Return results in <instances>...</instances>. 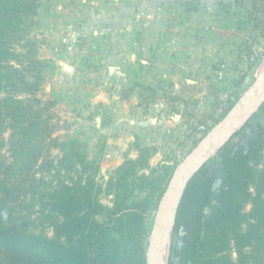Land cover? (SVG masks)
Here are the masks:
<instances>
[{
    "label": "trees",
    "instance_id": "obj_1",
    "mask_svg": "<svg viewBox=\"0 0 264 264\" xmlns=\"http://www.w3.org/2000/svg\"><path fill=\"white\" fill-rule=\"evenodd\" d=\"M41 1L0 0V264H145L146 216L176 162L150 170L155 147L137 143L107 182L112 206L101 202L99 160L55 135V102L39 96L49 65L33 36ZM219 155L184 191L169 264H264V128Z\"/></svg>",
    "mask_w": 264,
    "mask_h": 264
},
{
    "label": "rangeland",
    "instance_id": "obj_2",
    "mask_svg": "<svg viewBox=\"0 0 264 264\" xmlns=\"http://www.w3.org/2000/svg\"><path fill=\"white\" fill-rule=\"evenodd\" d=\"M174 1L177 7L169 12L167 25L170 26L169 30L173 29L176 41L173 55L186 70L181 74L178 86L168 77L159 79L154 84L136 83L134 86H140L139 89L121 90V98L124 100L130 101L136 96L137 103L130 108L131 112L127 109L130 114L134 113L136 107H140L142 114H152L154 118L149 122L138 120L134 124L128 121L120 122L119 125L123 128L131 124L136 127L134 140L128 144V148L125 146L126 151L121 149L118 153V148L114 146L119 145L109 143L108 139V135L112 137L111 134L115 132H99L93 129L96 123L89 122L92 129L81 138L82 122L75 119L82 114L83 101L87 99L92 81L99 73L96 71L92 75L90 72L93 63L92 51L88 49L90 42L82 40V55L65 63L73 67L72 71H68L65 67L60 69L61 66L56 60L42 57L41 48L46 38L40 32L41 23L38 30L33 32L38 41V56L49 63L45 68L47 79L39 96L55 102V135L62 140L74 139L82 142L88 155L99 160L98 178L104 189L100 200L108 207L113 204L114 194L108 193L107 182L118 166L127 159L137 157L134 145L141 143L155 147V154L150 160V170H156L162 163L172 161L176 162L175 168L238 100L254 90L257 74L264 70V24L261 22L264 18V0H196L188 5H184L188 0ZM60 70L74 75L75 81L69 82V74H63ZM55 80L69 83L70 86H55ZM102 124H114L118 129V123L104 121ZM262 127L264 128V112L259 110L239 135L231 137L232 142L243 143L250 137L256 138ZM5 137L8 139L9 131ZM220 150L208 156L205 167L214 168L220 163ZM3 153L8 154L7 147ZM105 159L108 165H103L102 168ZM173 171L174 169L172 173ZM149 173L147 170L146 174ZM135 193L136 199L145 196L143 192ZM251 207L252 205L248 204L246 211ZM155 211L156 209H153L146 216L147 238ZM99 219L102 220L101 217ZM47 233L53 234L50 229H47ZM178 242V237L173 232L168 245V258L172 244L177 246ZM236 257V253L232 251V258Z\"/></svg>",
    "mask_w": 264,
    "mask_h": 264
},
{
    "label": "crops",
    "instance_id": "obj_3",
    "mask_svg": "<svg viewBox=\"0 0 264 264\" xmlns=\"http://www.w3.org/2000/svg\"><path fill=\"white\" fill-rule=\"evenodd\" d=\"M174 2L42 0L38 8V19L42 25L40 32L46 38L41 48L42 57L56 60L62 69L67 61L79 57L81 42L85 40L90 42L88 49L96 55L100 64L99 73L92 81L91 92L81 106L83 112L75 118L82 122L81 138L92 129L89 122H94V130L107 134L115 132L111 134L112 137L108 135V139L109 143L119 145L114 146L118 148L116 153L121 149L126 151L125 146L128 148V144L134 140L136 126L133 124L138 120L149 122L154 117L152 114H142L140 107L130 114V108L137 103L136 96L130 101L124 100L121 90L136 83L154 84L168 77L175 86L179 85V78L186 69L173 55L176 41L173 29L169 30L170 26L167 25L169 12L177 7ZM61 73L69 74V82L75 81L74 75L66 71ZM54 84L70 86L57 80ZM104 121L118 123V129L114 124L103 126ZM122 121L133 124L123 128L119 125ZM103 165H108L106 159L102 168Z\"/></svg>",
    "mask_w": 264,
    "mask_h": 264
},
{
    "label": "water",
    "instance_id": "obj_4",
    "mask_svg": "<svg viewBox=\"0 0 264 264\" xmlns=\"http://www.w3.org/2000/svg\"><path fill=\"white\" fill-rule=\"evenodd\" d=\"M68 71L73 67L65 65ZM254 90L243 99L238 100L230 110L204 135L187 157L180 162L171 174L157 203L154 221L147 238L145 264H162L161 253L164 250V230L172 222L171 234L174 230L175 219L189 182L197 171L204 166L213 152L219 151L231 137L239 133L251 118L259 111L264 103V70L254 83ZM220 185L218 176L213 184L217 191ZM165 264H169L167 256Z\"/></svg>",
    "mask_w": 264,
    "mask_h": 264
},
{
    "label": "bare ground",
    "instance_id": "obj_5",
    "mask_svg": "<svg viewBox=\"0 0 264 264\" xmlns=\"http://www.w3.org/2000/svg\"><path fill=\"white\" fill-rule=\"evenodd\" d=\"M263 74V70H261V72L259 74H257L258 76ZM171 226H172V222H169L167 227L164 230V250L161 253L160 259H161V263L165 264L166 262V258L168 256V245H169V241L171 238Z\"/></svg>",
    "mask_w": 264,
    "mask_h": 264
},
{
    "label": "built area",
    "instance_id": "obj_6",
    "mask_svg": "<svg viewBox=\"0 0 264 264\" xmlns=\"http://www.w3.org/2000/svg\"><path fill=\"white\" fill-rule=\"evenodd\" d=\"M91 57H92V61L91 62H93L92 63V65H91V67H92V69H91V74L92 75H94V73L96 72V71H98V59H97V57H96V55L94 54V53H91Z\"/></svg>",
    "mask_w": 264,
    "mask_h": 264
},
{
    "label": "flooded vegetation",
    "instance_id": "obj_7",
    "mask_svg": "<svg viewBox=\"0 0 264 264\" xmlns=\"http://www.w3.org/2000/svg\"><path fill=\"white\" fill-rule=\"evenodd\" d=\"M244 143V142H243Z\"/></svg>",
    "mask_w": 264,
    "mask_h": 264
}]
</instances>
